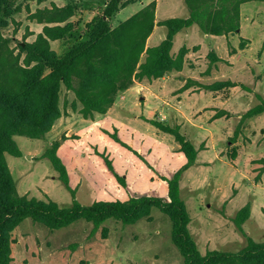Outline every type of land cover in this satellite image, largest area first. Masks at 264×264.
I'll return each instance as SVG.
<instances>
[{"label": "rangeland", "instance_id": "rangeland-1", "mask_svg": "<svg viewBox=\"0 0 264 264\" xmlns=\"http://www.w3.org/2000/svg\"><path fill=\"white\" fill-rule=\"evenodd\" d=\"M152 1L136 0L134 4L122 9L111 19V26L116 27ZM16 4L19 11L13 15L9 25L3 30V36L9 41V47L15 55L20 51V43L34 42L42 33L45 23H41L38 17H35L38 11L53 10L54 7L62 8L66 2L18 0ZM185 7L175 12L172 7H168L170 11L166 14L159 12L158 19L184 17L188 11ZM103 9L102 2L96 1L76 11L69 19L74 25V31L61 40L52 41V49L63 55L71 46L86 39L88 23L95 15L102 14ZM240 14L238 32L222 37L208 35L209 39H206L205 34L199 31V34L186 38H190L188 40L190 49L186 47L187 43L184 44L183 36L174 42L171 50L173 56H176L182 48H187L188 53L193 52L188 70L195 78H188L186 81L179 79V74H175L166 79L162 85L154 88L155 93L162 94V105H158V109L153 114L156 120L171 125L187 119L193 120L198 118V108L207 104L211 106L206 110H214L220 116L223 110L215 107L219 104V99L215 101L212 98L217 91L206 88L215 82L231 81L237 84L240 92L246 94L245 99L239 98L244 109L252 108L257 104L254 96L246 92L252 91L259 81L264 79V73L260 72L259 64L256 63L257 60L264 61V2L250 1L242 4ZM159 27L161 28L156 31L153 39L150 42L147 40L149 45L147 47L157 42L159 34L167 35V29L163 26ZM211 54H215L218 61H213ZM23 58L24 56L20 60L21 63ZM157 87L161 88L157 89ZM185 87H191L193 90L183 102H177L173 95L179 88ZM143 90L147 91L145 88H139V91L132 96L124 92L119 95L116 105L110 112L115 123L110 125L102 119L106 114L103 116L95 114L92 119H85L89 120L86 123L78 112L81 104L75 102L72 92L63 88L60 99L63 115L68 111L73 115L65 125L68 127L64 129L58 122L54 132L50 131L42 139L16 136L15 141L23 153L22 157L5 155L18 193L28 198L52 200L60 207L66 208L73 204L74 198L71 192L59 180V173L55 171L49 159L44 158L46 150L59 143V152L69 170L70 186L75 192V199L81 204L89 205L100 200H122L128 198L130 194L165 197L166 195L161 193L162 177H172L181 167L178 158L181 154L180 146L173 136L165 134L164 136L160 131L155 133L152 124L143 120L146 115L143 106L146 94ZM192 103L195 106L194 110L189 106ZM73 104H76V110L72 107ZM175 107L180 111L182 120L173 115L172 112L176 111ZM246 112L242 113L244 114L242 121L238 124L234 121L229 126L230 131H227L229 133H226L225 139H220L223 136L222 125L211 126L207 125L206 121L201 123L203 129L195 130L184 125L183 130H180L183 134L187 132L191 137L189 139L193 143L196 142V147L200 151L205 149L207 136L213 139L211 144L221 150L223 165L229 172L221 178L218 177V180L213 178L212 173L207 171L204 165H200L190 173H185L186 171L183 173L181 196L186 201L191 217L190 233L202 254L213 250L237 253L247 246L248 238L255 242H264V195L257 198L253 195L254 176L249 166V160L257 157L256 151L264 145L263 141L258 142L264 134V124L262 119L249 122L256 116L247 117ZM105 122L107 125H104ZM130 128L139 129L147 136H134L133 143L136 144L138 150H135L139 155L117 145L109 136L114 129L121 131L124 136L126 130ZM111 142L116 148L110 145ZM238 142L239 145H236ZM96 151L106 154L120 174L125 176L126 189L119 186L108 174ZM246 161H248L247 165L244 164ZM250 164L257 163L252 160ZM236 168L242 169L248 175L249 180L242 188L236 185L232 175ZM257 180L258 177H255V181ZM217 181L222 182V185L217 193H212V189L216 187L210 184ZM163 185L167 190L166 184ZM207 203L210 204L209 207ZM245 207L250 208V214L242 225L245 233L243 234L237 228L235 219L239 211ZM92 229V223L85 220H79L66 228L52 230L26 219L13 232L14 262L15 264H183V258L171 240L172 223L159 209H153L150 217L134 224L125 225L120 221L109 220L96 232L93 233Z\"/></svg>", "mask_w": 264, "mask_h": 264}, {"label": "trees", "instance_id": "trees-1", "mask_svg": "<svg viewBox=\"0 0 264 264\" xmlns=\"http://www.w3.org/2000/svg\"><path fill=\"white\" fill-rule=\"evenodd\" d=\"M17 1L0 0V264H15L12 256L13 232L26 219L52 230L85 220L92 223L94 233L109 220L134 224L150 217L155 208L169 217L172 223L171 240L183 258V264H264V242H255L251 238H248L247 246L237 253L217 250L207 251L206 254L200 252L189 230L191 217L180 188L182 175L195 165L199 150L177 125L144 118L163 133L173 136L187 159L172 177H162L168 187L167 197L130 194L125 201L100 200L83 205L75 199L69 170L59 155V143H55L46 150L44 158L49 159L59 173V180L74 198L70 207H60L52 200L21 196L5 158L6 154L22 157L16 136L42 139L53 129L56 121L63 116L60 106L63 88L72 92L75 102L81 104L78 112L84 119H92L95 114L105 115L119 95L135 82L157 80L182 71L187 48H182L176 56L171 54L178 33L193 25H197L203 34L211 36L238 32L241 5L264 0H185L188 17H173L158 23L155 19L157 4L153 1L114 28L111 19L136 0H63L66 5L62 8L38 11L35 17L45 23L42 33L34 42L20 43V51L15 55L3 36V30L19 11ZM96 1H101L104 9L88 23L86 39L59 55L52 49L51 42L71 35L75 28L69 19L80 8ZM155 26L167 29L166 38L157 46L147 47V40ZM211 56L213 61H218L215 54ZM235 86L237 84L225 81L215 82L206 88L219 91ZM257 97L259 103L246 112L247 117L264 112V98ZM72 107L77 109L76 104ZM216 117H219L218 113ZM109 136L120 146L139 155L119 137L117 129ZM96 154L102 159L108 174L126 189V178L116 170L112 160L104 153L96 151ZM249 214L250 208L245 207L235 219L237 228L243 234L242 225Z\"/></svg>", "mask_w": 264, "mask_h": 264}, {"label": "crops", "instance_id": "crops-1", "mask_svg": "<svg viewBox=\"0 0 264 264\" xmlns=\"http://www.w3.org/2000/svg\"><path fill=\"white\" fill-rule=\"evenodd\" d=\"M153 1H156V4H157L156 5V14H155V19H156L157 23L162 21V20H165V19H161V20L158 19L159 12L166 14L168 11H170V10H168V7H172V9H174L173 12H175L176 10H179V9L182 10L183 7H185V4H183V3H185L184 0H153ZM149 3H151V2H149ZM185 8L187 9V7H185ZM188 16H189V12L186 11V15H184V18H186ZM159 28H161V27L155 26L153 33L151 34L150 38L148 39V42H150L153 39V37L157 33L156 31ZM199 31H200L199 27L197 25H193L190 28L185 29V30L181 31L180 33H178L176 35V37H175L174 42H176L177 39H180L181 36H183V38L186 40L185 41L183 39L184 40V44L187 43L186 47L188 49H190L191 46L188 45V40L190 38L189 39H186V38L190 37L192 35L199 34ZM165 37H166V33L164 35L159 34V39L157 40V42L154 45H151V47L159 45L165 39ZM220 37H222V36H220ZM220 37H214V38L211 37V38L215 39V38H220ZM204 38L209 39V36L208 35H204ZM192 57H193V52L189 51V53L185 57L184 67H183L182 71L173 72V73L167 74L163 78L157 79V80H152V81L144 80L142 82H135V84L131 88H129L127 91L124 92L128 96H132V95H134L135 92L139 91V88H141V89L145 88L147 90V91L143 90L144 91L143 93L146 94L145 102L143 103V106L145 107L144 110L146 111V115L143 117V120L145 122H147V121L144 118L155 119L153 117V114L155 113L156 109H158V107H159L158 105H162V102H161L162 101L161 100L162 99L161 98L162 94L154 92L156 90L154 88L157 85H162L165 82L166 79H169L171 76H173L175 74H179L180 75L179 79H185L186 81H187L188 78H195V76L190 74V72L188 70L189 62H190V59ZM256 63L259 64L258 68L260 69V72L264 73V61H262V59H261V60H257ZM145 81H147L148 85H147V83H145ZM160 88L161 87H159V88L157 87V89H160ZM239 89H240L239 86H235V87H231V88H224V89H222L219 92L217 91L215 93V96H212V98L215 101H217L219 99L218 100L219 104L217 106H215V107L219 108L220 110H223V114H221L219 117H216V114H215V113H217L216 111H214V110H206L208 108V106H211L210 104L209 105L207 104L205 106H201V107L198 108V111H197L198 118H194L193 120H189V119L183 120V122L181 121L180 123L175 124V125L179 126L180 130H183L184 125H188L189 127H192L195 130H199V129H203L204 128L203 125L201 124L203 121H206L207 125H211V126H216V125L220 124V125L223 126V129H222V132H221V134H223V136H221L220 139H225L226 138V133H229L227 131H230V127L229 126H231L234 121L237 124L240 121H242L241 119H242V117L244 115L242 113H244L245 111H248V110L251 109L250 107H247V108L244 109V107L242 106V101H239V98L245 99L246 98V94L241 93ZM192 90H193V88H191V87L179 88V90L175 93V95H173V97H175L177 99V102H183L184 99L186 98V96L189 97V95L192 92ZM246 93H249V94L253 95L254 98L257 101V104H258L259 100H258L257 96H261V97L264 98V79L260 80L259 84L257 85V87L253 88L252 91L246 92ZM180 104H177L178 107H181ZM115 105H116V103L112 107H114ZM189 106H190V108H192L191 110H194L195 106L193 105V103H192V105L189 104ZM112 107L107 112V114H106L107 116L106 115L105 116L102 115L103 116L102 119H104V121H107L110 125H111V123H115V120L113 118H111V116H110V112L113 110ZM175 110L177 112L173 111L172 112L173 115H175L176 117H178V118H180L182 120L183 117L181 116L180 111L178 110V108L175 107ZM72 116L73 115L71 114V112L68 111L65 115H63L60 119H58L56 121V123H55L53 129L51 130V132H54V129L56 128V125H58V122L61 125H63L64 129H66L68 127V125L67 126H65V125L72 118ZM260 119H262V122L264 124V112L262 114L256 115V117H254V118H251L249 120V122H251V121H255L256 122V121H258ZM85 121L87 123V121H89V120H85ZM107 122H105L106 124H104V125H107ZM147 123L150 124L149 122H147ZM169 125H171V124H169ZM151 126H153V125H151ZM153 128L156 131L155 133H159L158 132V131H160L159 129H157L155 126H153ZM262 129L263 128H261V130ZM118 133H119V137L125 143H127L128 145L133 147L134 150L135 149L138 150V148L136 147V144L133 143L134 136L138 135V137H147L144 134V132L140 131L139 129H133V128L127 129L124 136L122 135L121 131H118ZM160 133H163V132L160 131ZM164 134L165 135H169V134L163 133V135ZM183 135H185L186 137L188 136L187 139L190 140L189 139L190 136L187 134V132H185ZM104 138H106V137H104ZM207 138L208 139L206 140L205 149L203 151L199 150L195 165L190 167L188 170H186L185 173H188V172L190 173V172L193 171V169H195L197 167H200V165H204L207 168V171L212 173L211 175L213 176V178L215 180H218V177L221 178V177L225 176V174H227L229 172H228V170H226L225 165H223L224 164L223 163L224 160H223V156L221 155V150H219L218 148L212 146L211 143L213 142V139H210L208 136H207ZM220 141H222V140H220ZM260 141L264 142V134H262V137L259 139L258 142H260ZM113 142L116 143L114 140H113ZM113 142H111L110 145L113 146L114 148H116L112 144ZM252 143H254V140H252ZM193 144L196 147V142L195 141H194ZM117 145H119V144H117ZM236 145H239V142ZM139 151H141V150H139ZM59 155L61 156L60 152H59ZM256 155H258V156L253 158V159H251V160H249V166L251 167V171H252V174L254 176L253 177L254 179L252 180V190L254 191L253 195L257 198V196L264 195V169H263L264 168V145L259 150L256 151ZM201 157H203V159H201ZM61 158H62V156H61ZM178 158H179V161H180L179 162V166L182 167L183 165L186 164L187 159H186L185 155L182 152H181V154L178 155ZM252 160H254V163H257V164L256 165L255 164H250L252 162ZM247 163H248V161H246L244 164L247 165ZM116 170L118 171L117 168H116ZM232 175H233V177L235 179L236 185H240L241 188L244 187L245 182L247 180H249L248 179V175H246V173L242 169H239V168H236L232 172ZM255 177H258L257 181H255ZM183 179H184V175L182 176V179L180 181L181 190H182ZM163 183L166 184V182L163 181L161 183V185H162L161 186V189H162L161 193L163 195H166L165 197H167L168 187H167V190H166L164 188ZM210 185L216 187V188L212 189V193L213 192L217 193L219 191V189H220V186L222 185V182L217 181V183H211ZM166 186H167V184H166ZM126 198L127 197H125L121 201H125V200L128 199V198L127 199ZM206 205L208 207L210 206L209 203H207Z\"/></svg>", "mask_w": 264, "mask_h": 264}]
</instances>
